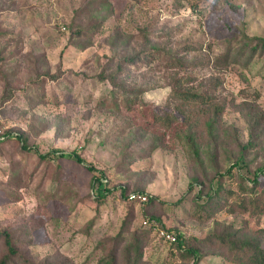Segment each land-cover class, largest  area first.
I'll return each instance as SVG.
<instances>
[{
  "label": "rangeland",
  "instance_id": "rangeland-1",
  "mask_svg": "<svg viewBox=\"0 0 264 264\" xmlns=\"http://www.w3.org/2000/svg\"><path fill=\"white\" fill-rule=\"evenodd\" d=\"M260 38L264 0H0V130L25 134L29 148L0 143V231L11 232L33 264H99L129 212L132 230L153 215L194 242L227 227L264 228V217L203 212L218 183L229 189L221 176L235 161L220 157L210 166V156L196 158L183 119L170 131L154 126L155 113L173 111V71L165 59L129 63L152 50L188 64L210 60L208 68H187L197 80L191 86L225 106L223 128L237 131L234 151L253 143L245 163L255 173L264 170V52L250 50ZM113 93L135 104L117 114ZM156 137L161 147L140 159ZM54 150L85 163L40 159ZM249 170L233 174L251 178ZM101 171L112 188L156 202L129 203L114 191L99 204L91 183ZM172 248L152 235L145 258L170 264ZM4 253L0 240V259ZM203 254L200 264H232L209 248Z\"/></svg>",
  "mask_w": 264,
  "mask_h": 264
},
{
  "label": "trees",
  "instance_id": "trees-1",
  "mask_svg": "<svg viewBox=\"0 0 264 264\" xmlns=\"http://www.w3.org/2000/svg\"><path fill=\"white\" fill-rule=\"evenodd\" d=\"M257 41L258 44L254 45L250 50L251 57H254L258 51L264 52V38H260ZM187 51L193 52L196 49L188 46ZM142 56L141 60L146 59L148 62L165 59L167 64H169L167 65L168 68L174 74L170 92L173 111L167 112L164 115L155 113L153 115V125L165 131H170L174 124L179 123L183 119L187 125L186 131H183L186 134L184 138L196 158H201L203 154L210 156V166L214 162L216 163L220 157L224 159L223 162L235 161L227 170V175L221 176L224 179H230L229 189L225 187V184H221L223 180L220 184L218 183L216 191L208 195L206 197L207 202L201 206L203 212L210 211L209 216L212 217L226 208V211L233 215L247 216L250 219L264 217V187H262L260 178L261 174L264 175V170L259 168L257 172L251 173L249 165L245 163V159L247 158L245 149H253V143L249 142L247 146L245 145V148L239 147L236 150L238 152L234 151L230 140L237 136V131L223 128L222 118L226 111L225 106L220 105L217 102V97L214 95L193 90L194 86L191 85L195 84L197 80L186 72L187 68H208L211 65L210 60H200L188 64L181 59L166 57V54L163 55L161 50H152L149 53H143L142 55L130 58L129 63L134 65L137 59ZM229 56L230 53L224 59L229 60ZM237 63L234 60L229 62L228 65L233 66ZM179 72L183 75L180 76ZM219 83H216L217 87L220 86ZM110 97V108L117 114L121 112L122 107L130 110L136 101L127 97L120 99L115 93L111 94ZM105 101L101 103V106L105 105ZM175 111L177 114L174 113ZM162 140L159 137L154 138L150 146L142 152L140 159L150 158L161 147ZM27 141L25 134H21L16 130L6 129L0 135V143L17 142L22 145V149L24 150L29 149ZM63 158L74 159L79 164L85 163L83 158L75 152L65 154L64 152L54 150L48 155H40L41 160L52 161V159L58 160ZM236 168L240 169V171L242 169L249 170L251 178H246L242 174L240 177L233 174ZM91 170L96 172L95 169ZM98 173L100 176L93 175L91 184L93 195L99 204L104 203L114 191H120L121 198L129 201L131 191H128V186H121L120 190L112 188L108 174L102 171ZM135 191V193H140L137 192L138 190ZM223 193L229 196L228 200H230V204L228 201L224 202L222 200ZM148 202H151V204L156 202L155 197H151ZM129 203L137 202L129 201ZM147 203L143 205H147ZM228 204L229 206L226 207ZM148 209H151V206ZM146 219H149V222L155 221L161 229L167 230L177 236V242L171 245L173 248L168 254L170 264L176 259H179L182 263L200 264L205 257L203 254L205 248L213 250L222 256L225 261L232 264H264V228L250 231L251 229L246 225L245 228L248 232L244 233L242 230H234L232 227H227L221 233L215 232L204 240H196L194 242L193 240H186L178 229L173 230L163 227L161 219L156 216L151 215L144 218V220ZM135 220V213L129 212L122 224L120 233L115 238L111 252L100 259L99 264H151L145 258V249L150 236H158L154 233L155 224L145 225L143 223L142 228L132 230ZM159 239L162 242L164 241L160 237ZM0 240L3 241L5 250L3 257L0 259V264H33L18 250L17 239L11 232L7 230L0 231Z\"/></svg>",
  "mask_w": 264,
  "mask_h": 264
},
{
  "label": "built area",
  "instance_id": "built-area-1",
  "mask_svg": "<svg viewBox=\"0 0 264 264\" xmlns=\"http://www.w3.org/2000/svg\"><path fill=\"white\" fill-rule=\"evenodd\" d=\"M2 134V130H0V135ZM3 139V138H1ZM107 182V181H104ZM129 201L131 202H137L139 204H145L149 201V198L146 194L143 193H132L129 196ZM149 219H146L143 221L145 225H152L154 226V233L157 234L160 238H162L166 243L173 245L177 242V236L173 233H170L167 230L161 229L155 221L149 222Z\"/></svg>",
  "mask_w": 264,
  "mask_h": 264
}]
</instances>
